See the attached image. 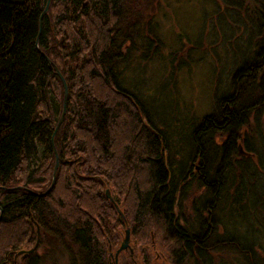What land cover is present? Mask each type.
Wrapping results in <instances>:
<instances>
[{
	"label": "trees",
	"instance_id": "trees-1",
	"mask_svg": "<svg viewBox=\"0 0 264 264\" xmlns=\"http://www.w3.org/2000/svg\"><path fill=\"white\" fill-rule=\"evenodd\" d=\"M45 2L0 0V264H110L114 204L125 264H264V0L253 55L185 136L123 80L155 62L174 87L186 63L159 0H50L39 30Z\"/></svg>",
	"mask_w": 264,
	"mask_h": 264
},
{
	"label": "rangeland",
	"instance_id": "rangeland-1",
	"mask_svg": "<svg viewBox=\"0 0 264 264\" xmlns=\"http://www.w3.org/2000/svg\"><path fill=\"white\" fill-rule=\"evenodd\" d=\"M159 1L154 18L164 41L163 53H176L173 67L178 58L186 63L176 70L174 87L169 85L162 89L159 86L166 69L155 62H148L145 69L132 65L123 80L144 94L152 110L172 125L173 132L185 136L211 111L214 95L228 89L233 69L253 55L259 38L254 30L262 26L263 18L256 0ZM250 126L253 128L254 123ZM247 133L250 134V129ZM31 228L34 233H40L32 223ZM117 235L120 242L123 230ZM28 251L29 248H24L14 259L19 260ZM148 251L152 259H157V264L164 263L166 253L160 249ZM126 256L119 253L118 264H125ZM59 258L60 264H64L63 257Z\"/></svg>",
	"mask_w": 264,
	"mask_h": 264
},
{
	"label": "water",
	"instance_id": "water-1",
	"mask_svg": "<svg viewBox=\"0 0 264 264\" xmlns=\"http://www.w3.org/2000/svg\"><path fill=\"white\" fill-rule=\"evenodd\" d=\"M49 2H50V0H46L45 6H44V8L41 11V14H40V17H39V21H38L39 30H40V27H41V16L47 11ZM36 44H37V42H36ZM47 61L50 62L48 59H47ZM53 68H54L55 73L59 76V78H60V80H61V82L63 84V99H62L61 114H59L60 116H59L58 121H57V123L55 125V128H54L53 134L51 136V139H53L54 133L56 132L58 126L60 125V123L63 120V116H64L63 114L65 113V106H66V99H67V91H66L65 80H64L62 74L60 73V71L57 69V67L55 65H53ZM57 166H58V160H57V155L55 153V162H54L52 175H51V178H50L51 179V183L46 189H44L45 191H43L42 193H38L37 195H39V196L44 195L52 188L53 183H54L55 172H56ZM16 188H21V187H16ZM33 194H36V193H33ZM105 195H106V197H108L112 201V198H111V196L109 194V190L108 189H105ZM114 207L116 208L117 212L122 216L123 221L125 223V228H124V235H123V237H122V239L120 241V244L117 247V249H115L112 252L111 248L109 247V250H110L109 251V257H111V259H112V260H110L111 261L110 264H118V255H119V253L121 251L129 250L130 251V255H132V249L130 248V244H129L130 231H129V228H128V222L126 221V219H125L126 217H124V215L122 214V212L119 209V207L117 206V204H114ZM32 250L33 249L31 248V249H29L28 252H31Z\"/></svg>",
	"mask_w": 264,
	"mask_h": 264
}]
</instances>
